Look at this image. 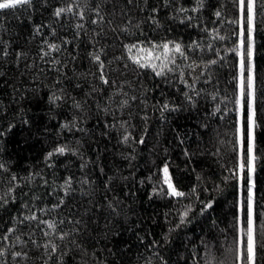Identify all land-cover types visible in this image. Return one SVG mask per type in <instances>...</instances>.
<instances>
[{
	"label": "trees",
	"instance_id": "obj_1",
	"mask_svg": "<svg viewBox=\"0 0 264 264\" xmlns=\"http://www.w3.org/2000/svg\"><path fill=\"white\" fill-rule=\"evenodd\" d=\"M65 2L33 0L30 8L0 10V39L9 53L0 55V132L4 133L0 136V163L5 164L0 169V194L11 186L12 174L20 178L16 201L0 208V230L10 226L12 217L23 211L22 203L32 201L33 196L40 197L35 201L38 207L55 204L63 195L58 186L71 176L75 191L65 198L59 212L67 215L71 210L74 218L78 214L86 221L87 231L78 237L89 254L86 264H205L206 259L212 264H232L229 246L236 235L240 202L246 197V190L233 176L237 113L231 98L236 86V56L227 49L234 47L236 25L222 22L236 18L232 3L204 0L200 12L186 14L195 19L182 24L184 16L175 10L180 6L191 10L195 0H170L169 6L164 0H136L127 10L133 20L144 21L143 35L140 31L131 36L113 32L105 24L103 35L95 37L98 42L94 48L92 33L99 32V27L86 23L88 34L82 32L75 38L76 21L70 15L59 21L53 16L54 9ZM124 8L125 0H119L114 26L121 23L119 12ZM152 8L159 9L154 14L158 25L148 20ZM218 8L224 12L222 21L213 16ZM37 25L40 34H35ZM205 25L219 29L226 39L212 40L201 30ZM258 29L255 61L260 107L256 139L260 160L255 192L256 210L264 213V23L258 21ZM137 38L175 40L185 45L196 40L202 47L211 42L223 59L211 66V82L204 83V77L196 81L200 95L189 102L185 92H192L178 73L156 76L150 68H137L127 59L123 44ZM45 40L61 45L60 52L52 53L59 65L39 59ZM65 40L70 43L64 44ZM100 47L104 48L105 63L112 61L107 76L115 85H103L98 74L93 75L98 69L88 54ZM18 52L25 54L19 60ZM189 56L197 63L218 59L207 50L189 52ZM177 62L188 84L203 71L202 67L192 71L184 67V61ZM121 86L127 97H136L123 109L118 104L124 97L116 94ZM53 94L63 98L53 103ZM213 94L217 95L215 101ZM75 103L81 107L76 108ZM165 103L169 110L162 111ZM217 107L220 110L212 115ZM73 121L75 127L71 126ZM122 121L128 122L127 130L135 138L128 144L121 142L125 134ZM66 123L69 127L62 128ZM141 136L143 144L138 143ZM58 145H67L76 154L68 151L46 161V154ZM165 164L175 187L187 195L154 193V188L166 187L162 182ZM30 173L39 175L29 182L24 178ZM41 177L48 180L47 186ZM85 177L88 185L80 183ZM108 202L117 206L116 214L107 207ZM206 203L212 207L202 213ZM35 238L41 239L40 234ZM154 241L156 247L151 248ZM205 245L210 246L211 256L205 255ZM30 255L32 264H40V250L32 249ZM83 255L72 252L65 256V264H84ZM260 255L264 264V253Z\"/></svg>",
	"mask_w": 264,
	"mask_h": 264
},
{
	"label": "snow or ice",
	"instance_id": "obj_2",
	"mask_svg": "<svg viewBox=\"0 0 264 264\" xmlns=\"http://www.w3.org/2000/svg\"><path fill=\"white\" fill-rule=\"evenodd\" d=\"M136 0H125V8L119 12L121 23L114 26V17L117 15V8L119 7V0H67L63 6L56 7L53 11V16L59 21L62 17L70 15L76 22L73 27L75 29V38H79L83 32L88 34L85 27L86 23L99 27L100 31L95 30L92 33L93 47L95 48V37L102 36L105 29L104 25L113 32H119L128 36L133 35L134 31H140L143 35L141 24L144 21H135L131 18L128 12V6H134ZM147 0H144L146 3ZM235 11L236 18L231 21H222L224 15L223 9L218 8L213 16L217 21L227 22L236 25L234 35L236 40L234 47L228 48V52H232L236 56V74L233 77L235 81V91L231 102L234 105V110L237 113V119L234 132V151L237 153L236 167L233 170V176L238 179L241 187L246 190V197L241 200L238 215L235 219V233L232 245L229 246V251L233 256L232 264H261V253H264V213H258L256 210V182L255 174L257 171V164L260 157L257 155V139L256 133L259 127V103H258V84H257V67H256V34L258 32V21L264 23V0H230ZM33 0H0V10L17 9L20 6H32ZM196 6L191 10L180 6L175 10L177 15L184 16L180 23H191L195 17L186 15L189 11L200 12L204 7V0H195ZM94 5V6H93ZM164 5L169 6L170 0H164ZM143 11V9H141ZM159 11L158 8L151 9V15L148 20L153 24L158 25L159 22L155 18V13ZM215 23V22H214ZM3 26V21L0 19V27ZM201 27L200 25H195ZM50 27V26H49ZM201 30L211 37L212 40L223 41L225 36L219 34V29L213 27L209 29L206 25ZM41 27L39 25L35 28V34H40ZM52 34L55 35V29H52ZM64 44L70 43L65 40ZM123 49L127 53V59L132 62L137 68H150L156 76H167L169 73H178L182 82H184L191 90L192 94L185 92V97L189 102H193V96H199L200 92L196 91L195 83L201 77H204V83H209L212 80L211 66L217 65L223 57L219 56V50L213 47L209 42L202 47L201 44L193 40L190 44L185 45L183 42L175 40H164L160 42L151 41L147 39H136L133 43L123 44ZM200 50L201 52L207 50L213 52L218 59H201L200 63L190 59L189 52ZM61 45L44 41V46L40 49L39 59L45 63L52 65H59L60 61L52 56L53 52H60ZM104 48L100 47L88 55L91 57L93 63L97 65V75L101 84L115 85L116 81H110L107 72L112 61L105 63L102 59ZM0 55L8 56L7 45L0 39ZM25 54L22 52L16 53L17 59L23 58ZM51 57V59H49ZM120 60L121 57H116ZM184 61V67L195 71L197 68H203L198 76L193 77L191 84H188L184 79L185 72L181 65L177 62ZM127 67V64L125 65ZM59 70V69H57ZM95 91V89H94ZM203 91V90H201ZM117 95L124 98L118 104L119 109H123L129 105L130 100H135L136 97H127L123 92V87H118ZM261 94H264L262 92ZM62 96L53 94L50 100L55 103L62 99ZM113 99V97H109ZM213 101L217 99V95H212ZM227 99V97H225ZM76 108H80L79 103H75ZM169 110V105L165 103L162 106V111ZM174 110V109H173ZM220 109L217 107L212 115H215ZM107 111V109H105ZM72 127H75V121L70 122ZM127 121H122L120 127L125 130L121 142L128 144L134 141L131 132L127 130ZM62 128H68L69 124H63ZM115 127V125H109ZM4 135L0 132V136ZM138 143L143 144L144 138L140 137ZM71 150L67 145H58L52 151L48 152L45 160H50L53 156L64 155ZM51 166V165H50ZM85 167V165H81ZM5 164L0 163V169H4ZM39 173H30L28 177L24 178L27 181H32ZM163 184L166 186L157 190L153 189L156 194H165L171 197H183L187 195L179 191L169 173L168 165L165 164L162 168ZM44 186L48 185V180L41 177ZM19 180L15 174L11 175L10 184L3 194H0V208L6 206L10 201L15 202V189L19 187ZM82 185H88L90 182L85 177L80 181ZM59 189L63 192L62 196L57 197V202L51 206L44 205L38 207L35 201H39V196H33L32 201L23 202L22 209L18 215L12 217L10 226L6 229L0 230V264H32L33 257L30 255L32 249L41 251L40 264H65V256L72 252L83 253L82 260L86 264V257L89 255L78 237L82 236L86 231V221L83 217L77 216L74 218L73 213L69 210L67 215L60 214L59 210L65 205V198L70 196L75 189L73 188V178L66 177ZM195 191V190H193ZM85 195L88 193L85 192ZM25 196L27 193L24 194ZM51 195V193H50ZM107 207L113 214L117 213V206L112 202H108ZM212 207L211 203L203 205L201 212L207 211ZM183 212L181 216V223L188 216V211ZM87 215V210L85 211ZM179 227V225H177ZM28 231L25 232L24 229ZM37 233L40 234L41 239H36ZM151 248L156 247L154 241ZM210 246L205 245V255L211 256L208 251ZM95 256L93 252L91 254ZM158 256V253H157ZM195 258V257H194ZM162 260V257L160 258ZM214 259V257H213ZM103 264V262H99ZM205 264H212L209 259L205 260ZM218 264H225L220 261Z\"/></svg>",
	"mask_w": 264,
	"mask_h": 264
}]
</instances>
